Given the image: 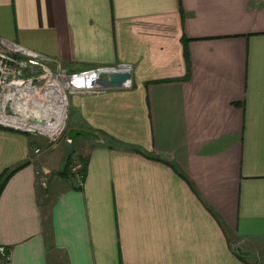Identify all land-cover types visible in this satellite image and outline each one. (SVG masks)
I'll return each instance as SVG.
<instances>
[{
	"label": "crops",
	"instance_id": "0c3cea01",
	"mask_svg": "<svg viewBox=\"0 0 264 264\" xmlns=\"http://www.w3.org/2000/svg\"><path fill=\"white\" fill-rule=\"evenodd\" d=\"M0 38L131 75L70 99L81 185L1 125L8 264H264V0H0Z\"/></svg>",
	"mask_w": 264,
	"mask_h": 264
},
{
	"label": "rangeland",
	"instance_id": "374dc122",
	"mask_svg": "<svg viewBox=\"0 0 264 264\" xmlns=\"http://www.w3.org/2000/svg\"><path fill=\"white\" fill-rule=\"evenodd\" d=\"M13 56L19 61H26L28 59L26 55L21 53L20 54L15 53L13 54ZM45 61L46 60L38 61L39 62L38 64L32 67H27L23 71L22 73L23 79L31 80V84L35 92L34 94H31L28 97H24L20 102L23 105V110L28 114L39 112L42 113L43 115V112L46 111V108H48L47 105H49L50 103L47 98L43 97L42 92H44V89L46 88L47 84L50 81L52 82L58 81L63 88L64 97L66 101L64 122L59 132L52 136H49L48 134L40 132L38 130H32V131L28 130L24 132H26L29 136L32 137V139H34V142L36 143L34 148L38 149V151L35 152L36 153L35 155L38 157L43 156L44 154L52 151L53 149L57 148L63 150L66 147H67V152L73 155V151L76 150L77 145L72 140L71 141L68 140L69 139L68 132L72 128V124H73V121L71 120L73 111H71L72 106L70 103V99L73 95L85 89L83 87L74 88L73 85L69 82L70 80L69 81L66 80V77L69 78L71 74L76 72L79 73L84 69L82 68L77 71L71 72L68 71V68H66L60 63H56V62L54 63L52 61L45 62ZM15 83L13 82L10 85H8V87L0 88V110L8 116H18L17 114L19 113L15 111L16 102L13 99L10 98L7 99L5 97L8 93L13 94L16 92L17 87ZM21 86H25V85L21 84ZM49 120L53 122L54 118L50 117ZM0 125L4 126L5 124L0 122ZM10 128H14V127H10ZM76 164L78 163L76 162L75 165ZM38 177H39L38 178L39 184L43 187L44 185L42 184V182L45 183L47 175L41 172V168H38Z\"/></svg>",
	"mask_w": 264,
	"mask_h": 264
},
{
	"label": "bare ground",
	"instance_id": "6f19581e",
	"mask_svg": "<svg viewBox=\"0 0 264 264\" xmlns=\"http://www.w3.org/2000/svg\"><path fill=\"white\" fill-rule=\"evenodd\" d=\"M86 76L73 77V79L70 80L72 81L70 83L73 87L85 84L88 78L91 77ZM15 85L17 87L16 92L13 94L8 93L5 97L7 99H13L16 102L15 111L20 114L18 113V116H8L0 110V122L7 126L22 128L24 130H38L48 134L49 136L58 133L64 122L66 105L64 91L60 83L58 81H50L44 89V92H42L43 97L47 98L50 103L47 105L48 108H46V111L43 112V115L39 112L28 114L23 110V105L20 102L24 97L34 94L35 90L33 87L28 83L25 86H21L20 83H15ZM50 117L54 118L53 122L49 120Z\"/></svg>",
	"mask_w": 264,
	"mask_h": 264
},
{
	"label": "built area",
	"instance_id": "2783aa9c",
	"mask_svg": "<svg viewBox=\"0 0 264 264\" xmlns=\"http://www.w3.org/2000/svg\"><path fill=\"white\" fill-rule=\"evenodd\" d=\"M15 53L24 54L28 57V59L26 61H19L13 56V54ZM43 60L48 61L47 59H45L44 57L36 53L27 52L21 47L13 45V44H9L0 38V88L8 87V85H10L13 82L14 83L18 82L22 85H26L28 83L32 86L30 79H23L22 73L27 67H32L38 64L39 63L38 61H43ZM113 70L129 71V67L123 64L118 65V66L93 67V68L84 69L83 71L79 73L77 72L73 73L70 75L69 78H67L66 76L65 77H66V80L69 81V80H72L73 77H79V76L83 77L87 75L89 77V76H95V75H106ZM69 82H72V81H69ZM128 83L129 82H127L125 85H128ZM84 89L88 91V90H93L97 88L90 89V88L84 87ZM81 91H84V90H81ZM34 151L37 152L38 149L35 148ZM79 168H80V164H76L72 167V169L76 171ZM78 177H79V182L81 185L80 175ZM42 184L44 185L45 183L42 182ZM8 260H9V254L6 253L4 246L0 245V264H8Z\"/></svg>",
	"mask_w": 264,
	"mask_h": 264
},
{
	"label": "water",
	"instance_id": "95a60500",
	"mask_svg": "<svg viewBox=\"0 0 264 264\" xmlns=\"http://www.w3.org/2000/svg\"><path fill=\"white\" fill-rule=\"evenodd\" d=\"M74 72V71H71ZM130 72L125 70H113L106 75H95L88 78L85 84L77 85V87H85V88H116L125 86L127 82L130 80ZM38 122L37 120H35ZM7 126V125H4ZM11 127V126H8ZM15 128V127H14ZM20 129V128H19ZM22 131H28L24 129H20ZM75 135H84L90 138H97V134L86 131L83 129H70L68 132L69 141H71L72 137Z\"/></svg>",
	"mask_w": 264,
	"mask_h": 264
},
{
	"label": "trees",
	"instance_id": "16d2710c",
	"mask_svg": "<svg viewBox=\"0 0 264 264\" xmlns=\"http://www.w3.org/2000/svg\"><path fill=\"white\" fill-rule=\"evenodd\" d=\"M72 70H74V69H72ZM72 70L68 69V71H72ZM0 127H1V125H0ZM79 164H80V168L77 170V172L80 175V179L82 180V176H83V173L85 171L86 160L84 158L79 157ZM72 165H73L72 154L71 153H67L65 158H64L62 168L59 171V174L61 176H69V174L72 173V171H71ZM8 174H9V172L7 173V171H6L3 175L0 176V184H1L2 181L5 180V178L8 176ZM5 251H6V253H8L6 248H5Z\"/></svg>",
	"mask_w": 264,
	"mask_h": 264
}]
</instances>
